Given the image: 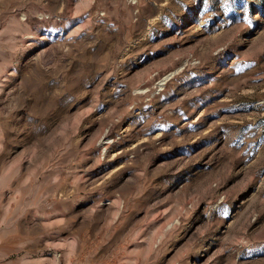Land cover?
I'll return each instance as SVG.
<instances>
[{
	"label": "rangeland",
	"instance_id": "1",
	"mask_svg": "<svg viewBox=\"0 0 264 264\" xmlns=\"http://www.w3.org/2000/svg\"><path fill=\"white\" fill-rule=\"evenodd\" d=\"M0 264H264V0H0Z\"/></svg>",
	"mask_w": 264,
	"mask_h": 264
}]
</instances>
